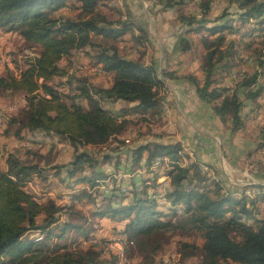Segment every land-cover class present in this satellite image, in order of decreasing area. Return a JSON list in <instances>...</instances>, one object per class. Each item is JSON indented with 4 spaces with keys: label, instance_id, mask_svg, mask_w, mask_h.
Listing matches in <instances>:
<instances>
[{
    "label": "trees",
    "instance_id": "obj_1",
    "mask_svg": "<svg viewBox=\"0 0 264 264\" xmlns=\"http://www.w3.org/2000/svg\"><path fill=\"white\" fill-rule=\"evenodd\" d=\"M68 1L0 0V29L16 33L31 48L40 47L18 77L10 72L0 77V95H25V109L15 119L19 127L15 137L26 140L24 134L45 132L67 140L75 150L69 164H48L49 170L14 154L8 156L6 169L0 167V264H121L116 254L106 256L102 245L108 240L85 248L78 244L80 238L88 243L97 238L91 220L94 217L125 224L114 233L122 237L131 264L130 250L136 254V264H156L172 236L186 232L188 227L204 231V240L201 246L179 242L181 262L199 257L200 264H264V220L255 219L254 200L225 193V177L216 167L192 159L174 137L154 133L150 142L130 145V141H123L132 128L152 121L160 107L165 79L193 86L202 107L212 109L229 128L231 137L244 130L249 118L243 115L246 105L254 107L264 97V40L248 46L252 68L242 71L234 64L241 43L228 35L249 25L263 30L264 0H227V7L214 18L216 0H148L164 11L177 13V44L183 52L200 46L202 81L192 75L176 77L155 59L149 64L144 61L151 42L148 22L131 9L125 20L121 14L113 20L98 10L111 0H75L79 14L74 19L56 16ZM191 5H196V12L185 11ZM128 34L138 49H144L136 58L123 54L117 45ZM191 35L198 39L194 41ZM95 37L112 44L95 42ZM87 49L94 51L87 52L88 58L102 68L103 76L111 78L110 85L96 88L83 77L69 80L68 93L65 83L55 86L57 78L66 77L60 62L74 51ZM228 77L231 86L224 84ZM122 101L134 106L118 112L105 108L107 103ZM259 134V148L264 149V124ZM6 135H11L9 130ZM113 141L118 143L110 154L96 156L80 151V147H107ZM33 151L30 157L44 159L42 153ZM122 152L129 155L128 159L124 161L119 155L115 161L112 154ZM156 162L159 166L155 168ZM106 164L129 174L143 168L150 178L141 179L138 185H126L125 179L113 176L109 189L110 183H105L108 175L98 170ZM53 170L56 175L65 170L69 179L87 184L89 190L76 192L73 203L66 207L58 206L50 197L39 202L26 188L35 179L47 180ZM259 171L264 178V168ZM95 188L104 199L99 200ZM84 198L89 201L83 202ZM76 202L92 205L95 210L87 217L77 210ZM168 212L175 220H166L170 218Z\"/></svg>",
    "mask_w": 264,
    "mask_h": 264
},
{
    "label": "rangeland",
    "instance_id": "obj_2",
    "mask_svg": "<svg viewBox=\"0 0 264 264\" xmlns=\"http://www.w3.org/2000/svg\"><path fill=\"white\" fill-rule=\"evenodd\" d=\"M157 1V0H156ZM129 4H133L134 6H136V8H140V6L142 8L145 9L142 10L144 13L140 12V10H136L135 12L138 13L139 16H142V19L146 20L148 22V30H149V35H150V47L146 46V51L148 53L149 51V58L150 56L152 57L153 55V51H154V43L157 39H159L161 37V35L165 34V37H167L166 34V28L169 27L168 24V18L169 16L171 17V15L173 14L172 11H165L167 12L166 17L163 16L161 17L163 13H159L160 11H164L162 7L157 8L154 4L155 2L153 1H148V0H111L109 3L107 4H102L98 7V10L100 12H102L105 15H108V17L110 19L113 20H117L120 18V16L122 15V19L125 20L127 18V14H128V9H130ZM228 5V1L227 0H216V3L214 5V10L212 13L213 18L217 15H219ZM78 7L79 4L76 3L75 0H69L68 1V6L64 9H62L60 12H58L56 14V16H63L66 18H72L73 19L79 14L78 12ZM185 11H190V12H196L197 7L196 5H191L189 7H185L184 8ZM135 10V9H134ZM233 11V10H232ZM159 13V14H158ZM77 14V15H76ZM121 14V15H120ZM175 19L172 20L174 26L177 24L175 22L176 18H177V13L175 12ZM157 18H160V20L158 21ZM141 20V19H140ZM151 23L153 24V27L151 26ZM177 26V25H176ZM247 26V28L241 30V32H238L235 35H228V38L231 40H235L238 43H241L240 45H238L237 48V57L234 60V64L235 66L238 68L237 70H251L252 68V60H250V52L248 51V46L250 44L252 45H257L260 42H262L264 40V29L261 30L258 28H260L259 26H255L252 25ZM152 27V28H151ZM170 29V28H168ZM252 29H256L258 31L254 32L253 34L251 33L250 30ZM179 29H177L178 31ZM176 32V31H175ZM169 33V32H168ZM137 35L139 34L138 31L136 33ZM171 34V33H170ZM171 36L167 37L170 38ZM191 37L195 40L198 39V36L195 35H191ZM132 37L130 34L126 35L125 37L121 38L117 45L119 46L120 50L122 51L123 54L127 55L128 57L132 58H136L138 56V52L139 51H143L144 49L140 50L138 49L132 42ZM95 42L98 43H106V44H112L111 42L102 39L101 37H95ZM197 48H195L194 52H191L192 55L196 56L197 59H202V51L200 49V46H196ZM91 49H87V50H82V51H74L73 54L70 57L65 58L64 60H62L60 62V67L61 69L66 72V77H62V78H57L54 82L55 86H61L64 83L67 85L64 90L67 91L69 90L70 87V83L69 80L71 79H79V78H88L90 79V81L92 82V85L96 88H105L111 81L110 77L103 76V74H98L97 71L94 72L93 69L96 68V70L98 69V66L95 65V62H92L89 60V56L87 54V52H90ZM40 51V47L35 46L33 48L29 47L28 45L24 44L23 41L21 40V38L16 34V33H9L6 32L4 29H0V77L7 75L8 72L16 75L18 77V74H20V72L26 68V64L27 61H29L30 59L34 58L35 56L38 55ZM91 54H94V51L91 50ZM147 55V54H146ZM93 57V55H90ZM89 57V58H88ZM201 61V60H200ZM81 66L83 68L78 69V67ZM235 67V68H236ZM81 70V71H80ZM240 71V72H242ZM239 72V71H236ZM234 80V79H232ZM264 81V80H263ZM166 82V80H165ZM224 84L226 86H231V80L228 77L227 80L224 82ZM70 92V90H69ZM82 103V101H81ZM85 101H83V106H85ZM26 106V101H25V95L18 93V94H13V93H2L0 95V149L3 150L4 155L1 156L0 158V165H2V163L4 162V159L7 157V155L9 154H14L19 156L20 158H22L23 160H33L34 162H39L41 163L43 166H45L46 170H49V165H51L50 167L54 166V163H51V158L54 156L53 154V150L52 149V145L56 144V142H60V139L62 138H58V137H53L50 134H47L45 132H39L38 136L36 137L33 136V134H24L26 136V140H19L15 137V134L18 132V123L15 122V119L18 118V115L22 114L24 109ZM118 112V111H117ZM189 111H187L186 113L188 114ZM168 113V112H167ZM170 116H172V114H169ZM243 115L249 117V119L252 121V125L255 126V130L252 131V133L250 132V134L256 133L257 134V142H259L260 140V134L259 133V129L261 128V126L264 124V97L262 99H259L258 103L253 106L250 105H246L244 111H243ZM189 117V115H188ZM195 116H192V118H189V120L193 123L197 125H195V128L197 129L198 132H200V134L203 132L202 129V125H204L203 121H196ZM152 121L149 120L148 122H143L145 123V130H150L151 128L153 129L152 126L155 127V123H152ZM139 129H144L143 127H135L132 128V130L130 131L131 133L128 132V134H126L124 136V140L127 143L130 141V143L128 144H135V141H137L136 137H134V133L137 131V135L140 134V132L138 131ZM7 130L10 131V136L6 135ZM245 131H247V128H245ZM165 132V131H164ZM157 133V132H155ZM178 133V131L176 130V127L174 128V125L172 126L171 129V133L170 135H174L176 136ZM143 134V133H142ZM159 134V133H157ZM225 134L223 131L220 130V133L217 135L216 141L217 146L220 145V147L223 149V152H221V161L219 162V166L221 171H223V176L225 177V182L222 181L220 176H216L217 180L222 181L223 184V191L226 192H233L235 196L239 195L241 196L242 192H245V190L243 191V187H240L239 189V182H244V183H248V182H252V180H256V176L257 174L251 173L253 174L255 177H253L250 174H245L244 176L241 174V170H242V166L239 164L238 162V156L240 157V153H242V150H248V148L251 147V145H248L247 142H240V141H236L237 143H235L232 146H225L226 141H225ZM203 135L201 134V137ZM180 138V137H179ZM181 140H185L186 141V145L191 149V147L188 145L186 137L181 136ZM114 141H117V139H115ZM110 145H108L107 147H100V148H94V147H80V151H87L89 153H92L94 155H99L102 156L104 154H110L112 153V151L114 150V148L116 147V144L118 142H114ZM196 144H199V139L197 138L194 141ZM23 144V145H22ZM69 143H62L61 144V150L59 152V156H55L57 157V161H55L56 164H59L58 162H64L67 161L70 156L68 154V152H65L64 150L70 151L73 150L75 151L72 147H69ZM30 150H37V152H40L43 154L44 159L39 160L34 158L33 156L30 157ZM230 150V151H229ZM229 151V152H227ZM34 152V151H33ZM193 153V151H190ZM70 153V152H69ZM74 157V154H73ZM31 158V159H29ZM71 160H73V158H71ZM196 160V159H195ZM49 164V165H48ZM69 164V163H68ZM114 164V163H113ZM113 164L110 165L109 164V170L113 169ZM263 168V167H262ZM67 174H65L66 176ZM241 175V176H240ZM118 179H125L124 175L122 174H116V176H114ZM241 177V178H240ZM223 178V177H222ZM39 179V178H38ZM35 179L33 183H31L30 185L27 186L26 190L32 194H34V196L39 200V202L45 200L46 198L50 197V193H52V198H56L57 201L59 202L58 204L62 207V205H64L65 200L63 199V196L65 198H71L67 200V206H70L72 204V196L76 193L74 190H72L71 192H73V194H63V192L69 191L73 188L72 185H66L65 186V182H62V184H57L56 186H52V184L48 183V181H42V180H38ZM115 178H112V180H109L110 186L109 189H111L113 187L112 183H114ZM233 182V183H232ZM82 185V184H81ZM127 185V182H126ZM72 186V188H71ZM107 187V185H105ZM71 188V189H70ZM242 189V190H241ZM113 190V189H112ZM95 193H97V195L99 196V200L104 199L103 197V193H100V189L95 188V191H93ZM232 193V194H233ZM78 194V193H77ZM237 194V195H236ZM92 196V195H91ZM97 196V197H98ZM249 196V195H248ZM250 198V197H248ZM89 199L84 198L83 202H88ZM249 201H251L249 199ZM80 203L77 202L76 205H78ZM91 204V203H90ZM80 208H77V210H80L82 212V209L86 208L85 206H81L79 205ZM167 209V208H166ZM88 210V209H86ZM95 210L94 206L92 208L91 205V211ZM164 210V209H163ZM167 211V210H166ZM168 215L170 216V218H167L166 220H169L172 218V220L175 218H173L172 216V212L169 213ZM178 219V218H176ZM94 222V221H93ZM117 225H121V227H123L124 225L121 223H113L112 224H105V225H101L100 227L97 226V224L94 222L93 228L95 229L94 234L96 235L97 231L99 230L98 228H101L100 231V235H99V240H100V244H102L101 242V237L105 236V237H111V240H119L122 239V237H119L117 235H113V231L114 230H118V229H114L112 226H117ZM103 226V227H102ZM204 231L202 230H198V229H190V227H188L186 232H179L176 235H173L171 240H170V244L168 246L165 247V250L162 251L158 257H157V261L156 264H200V258L199 257H194V258H190L187 260H184L183 262H181V259L179 258V255L177 253L178 250V243L179 242H190V243H195L198 245H202L203 240H204ZM233 237H235L233 235ZM42 238H40L39 240H41ZM94 239V238H93ZM92 239V240H93ZM170 239V238H169ZM92 240L89 242L94 245V243L92 242ZM112 244L115 241H109V244ZM88 245V246H89ZM98 245V244H97ZM85 246V245H84ZM105 252H107V255L109 257L110 254H116L117 256H121L119 253H117V249L116 248H107V246L102 245ZM105 246V247H104ZM125 249V246H124ZM125 253V250H124ZM130 256H131V261L132 264H136L137 261H135L136 259V254L133 250H130ZM126 255V253H125ZM121 258V264H130V260L129 259H124V257H120ZM128 258V256H127Z\"/></svg>",
    "mask_w": 264,
    "mask_h": 264
},
{
    "label": "crops",
    "instance_id": "obj_3",
    "mask_svg": "<svg viewBox=\"0 0 264 264\" xmlns=\"http://www.w3.org/2000/svg\"><path fill=\"white\" fill-rule=\"evenodd\" d=\"M129 7L134 13H137L135 12L137 9L140 10V12H142L141 8H136V6H134L133 4H129ZM157 8H160V6H157ZM172 12L173 14L171 15V17L169 16L168 18V24H169L168 28L170 29L166 28L167 30L165 31L167 34V37L169 36L171 37L167 38L165 37V34H163L161 35L159 39L153 42L155 45L153 55L152 57L150 56L149 58V51H148L147 55L145 56L144 61L147 64H149L153 61L152 59H155L158 62V64L160 66L165 67L167 71L175 73L176 77L181 78V77L192 75V76H195L199 81H202L204 77V74L202 73V69H201L202 59H197L196 56L191 54V52H194L195 48L197 47L195 46L192 51H188V52H183L180 49V47L177 44L178 38L176 37L178 26L176 25L174 26L172 22V20H174L176 17L175 11L172 10ZM159 13H163L161 14L162 15L161 17L163 16L166 17L167 12L160 11ZM157 19L158 21L160 20V18H157ZM153 24L154 23H151L152 27H153ZM109 85L110 83L106 87H108ZM160 97H161L160 107L158 108L155 115L152 117L153 119L152 123H155V127L152 126L153 129H151V132H148L147 130H145V126H142L144 129L138 130L140 134L137 135L136 134L137 131L133 134L134 137H136L137 139L136 142L141 143L143 141H148V142L152 141L153 136L151 135L154 134L155 132L159 133L160 135H164L165 138L174 137L175 139H177L178 142L182 141L181 136L186 137L187 143L191 147L190 149L186 145V141L184 140L186 150H188L186 152H188L189 155L193 157L192 159L194 160L196 159V161H199L204 164L207 163V164L212 165L213 167H216V169L221 174H223V171L219 170L220 169L219 162L221 161V152H223V149L220 147V145L217 146L218 142L216 141L217 135L220 133V130L226 133L225 134V141H226L225 146L227 145L232 146L235 143H237L236 141L247 142V144L251 145V147L248 148V150H242V153H240V157L238 156L237 158L239 164L242 166L241 174L244 176L247 173V174L252 175L253 177L256 176L257 178L256 180L254 179L252 180V182H248V183L239 182L238 186H239V189L240 187H243V191L245 190V192H242L241 194L242 196H245L247 200L249 199L254 200V203H256L255 219L264 220V178L261 176L262 174L259 173L260 172L259 170L261 169L262 171V169L264 168V149L259 148V142H257V138H256L257 132L256 133L253 132V134H250V132L252 133V131L255 130V126L252 125V121L248 118V121L246 122V127H245L247 128V131H245L244 129L240 131L239 133H237L235 136L231 137L229 128L221 122V120L214 114L212 109L211 108L204 109L202 107L198 97L196 96L193 86L187 84L186 82L182 80L181 81H175V80L167 81L166 86L164 88H161L160 90ZM133 106H134L133 104L122 101V102H117V103H107L105 105V108L110 111L117 112V111H120L121 109L131 108ZM187 111H189L188 114L186 113ZM169 114H172V116H170ZM200 114H202L201 115L202 118L197 117V116H200ZM192 116H195V118H197L199 121L204 122V125H202V129H203V132L201 133L203 135L202 137H201L200 132H198L197 129L195 128V125H197L198 123L193 124L189 120V118H191ZM130 120H133L135 122L137 121V119H135L134 117H132ZM173 125H174V128L176 127V130L178 131L176 136L170 135ZM38 135L39 134L37 133L36 137ZM50 135H52L53 137H58L53 134H50ZM33 136H35V133H33ZM122 137H119V139H121ZM197 138L199 139V144H196L194 142ZM62 143L68 144L69 142L67 140L60 139V142H56V144L52 145L51 150H53V154H54V156L52 157V162L54 163V165H67L68 163L72 161L71 158H73L74 151L64 150L65 152H68L70 158L64 162H58L59 164L55 163V161L59 160L55 156H59V152L61 150L60 147ZM69 147H72V146L69 145ZM190 151H193V153ZM196 154H198V156ZM2 155H4V152L3 150L0 149V158ZM9 155H7L2 165H0L2 169H6V160ZM119 155H121V158L124 161L128 159V156H129L127 155L126 152L113 153L112 156L115 158V161L117 160V157ZM145 157H147V154L145 155ZM108 168H109V164H106L104 166L102 165L98 166V170L103 171L106 173V175H108V179L105 182L106 184L107 182H109V180L111 181L113 176H116V174L124 175V178L128 184L133 183L136 185L139 184V181L141 179L147 180L150 178V175H148L147 171H145L143 168L137 169L136 171L130 174L129 172H124L118 168H115V166H113L112 167L113 169H110V170ZM251 173H254L257 175L254 176ZM54 174L55 172L53 170V172L50 173V175L47 177V180H46L50 184L53 183L52 186H56L57 184H62V182H65L64 183L65 186L66 185L73 186V188L71 186L72 188V189L70 188L71 190L63 192V194H71V193L73 194V192H71L72 190H74L75 192H78L79 190H89L90 188L87 184H84V183L75 184L74 182L75 179H69L67 175L65 176L66 174L65 170H63L58 175L56 174L54 175ZM86 174H89V172H87ZM50 195H51L50 198H52L53 194L50 193ZM52 199H54L57 204L59 203L58 202L59 200L57 201L56 198H52ZM130 200L131 198H129L127 201H130ZM79 205L82 206V203L76 205V207L80 208ZM82 211L87 217H90L91 206H86V208L82 209ZM63 219L64 217H62V221ZM91 220L94 221L98 227H100L101 225H105V224L113 225V223H116V222L111 221L108 218L94 217V218H91ZM123 225H124L123 227H121V225L112 226V227L114 229L122 230L125 227V224ZM98 229L101 231V228H98ZM99 230L96 233L97 238H99V235H100ZM114 232L115 230L113 231V235H116ZM32 236H34V234ZM110 238L102 236L100 239L101 240H111ZM78 244L83 248L88 247L89 245L88 240L83 239V238L79 239ZM135 261L137 260L135 259Z\"/></svg>",
    "mask_w": 264,
    "mask_h": 264
},
{
    "label": "built area",
    "instance_id": "obj_4",
    "mask_svg": "<svg viewBox=\"0 0 264 264\" xmlns=\"http://www.w3.org/2000/svg\"><path fill=\"white\" fill-rule=\"evenodd\" d=\"M81 68H83V67H81V66H79L78 67V69H81ZM93 71L94 72H96V68L95 69H93ZM166 80V82L168 81V79H165ZM181 143H182V145H183V147H184V149H185V151H188V150H186V147H185V141L183 140V141H181ZM63 199L65 200V204L64 205H62V207H66L67 206V200L68 199H71V198H65V197H63ZM60 206V205H59ZM109 241H115L113 244H112V242H111V244H109ZM92 242H95L96 244H100V240L98 239V238H94L93 240H92ZM103 245H105V246H107V248L109 249V248H116L117 249V251H120L121 252V247H122V245H123V243H121V239H119V240H108L105 244H103ZM123 257H124V259H128L127 258V255H123ZM130 264H131V262H130Z\"/></svg>",
    "mask_w": 264,
    "mask_h": 264
},
{
    "label": "bare ground",
    "instance_id": "obj_5",
    "mask_svg": "<svg viewBox=\"0 0 264 264\" xmlns=\"http://www.w3.org/2000/svg\"><path fill=\"white\" fill-rule=\"evenodd\" d=\"M80 71H81V70H80ZM96 71H97V73L100 74V75L103 74V70H102V68H100V67H99ZM105 74H106V73H105ZM105 74H104V75H105ZM158 166H159V162H156V164H155V168L158 167ZM63 197H64V196H63ZM72 203H73V202H72ZM93 243H94V245H97L95 242H93ZM121 243H123V245H122V247H121V252H120V251H117V253H119V254L121 255L120 257H123V255H125V253H124V250H125V249H124V242L122 241V239H121ZM104 247H105V246H104Z\"/></svg>",
    "mask_w": 264,
    "mask_h": 264
}]
</instances>
